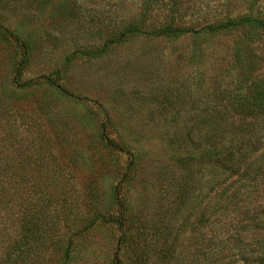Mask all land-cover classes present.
<instances>
[{"label":"rangeland","instance_id":"rangeland-1","mask_svg":"<svg viewBox=\"0 0 264 264\" xmlns=\"http://www.w3.org/2000/svg\"><path fill=\"white\" fill-rule=\"evenodd\" d=\"M246 15L264 0H0V138L21 145L5 174L21 221L29 195L47 222L40 264L68 241L66 264H264V173L219 167L196 132L264 96V28L149 35Z\"/></svg>","mask_w":264,"mask_h":264},{"label":"trees","instance_id":"trees-1","mask_svg":"<svg viewBox=\"0 0 264 264\" xmlns=\"http://www.w3.org/2000/svg\"><path fill=\"white\" fill-rule=\"evenodd\" d=\"M264 28V20L252 17L250 15L240 16L236 18H227L225 20H217L200 27L199 29L185 28L184 26L176 27L171 22L164 24L160 28H156L149 32L151 36H182L184 34L199 35L202 33H224L229 31H244L245 29ZM140 28L131 26L123 33H121L116 41L125 39L130 35H138ZM148 34V33H146ZM13 37V36H12ZM15 39V38H14ZM14 45L21 49V56L25 57L27 48L17 40H14ZM19 74V71L16 75ZM48 85L54 86L60 91H64L60 86H56L49 78L46 79ZM39 81H26L23 83L18 82L16 79L13 85L17 89H27L35 85ZM257 89L256 91H260ZM251 96V97H250ZM247 96L244 102L236 103L237 110L231 113H219L213 115L210 119L214 125L206 129H197L201 141L202 138H207V147L217 155L215 164L224 170L235 169L238 174H249L257 177L259 173H264V150H259L264 147V125L262 127L255 126L259 124L260 118L264 120V96L261 92ZM262 110V111H261ZM231 121V127L222 125V122ZM234 126V127H233ZM260 126V125H259ZM257 127L258 129H256ZM102 137L111 145L109 138L105 133V126H102ZM1 145H5V149ZM21 145L13 142L12 136L8 138H0V224L4 225L6 229L3 231L6 234L3 236V244L0 247V264H40V258L45 252L49 253L51 249L50 243L46 239V227L44 226L45 220L40 221L36 217L41 209L30 203L29 195L24 199L27 201L24 209V216L22 221L18 216V203L19 198L16 192V176H9L5 174L6 169L14 168L17 165V156L20 154ZM22 153L26 157H30L32 152L26 148ZM3 149V150H2ZM259 152V153H258ZM259 154V156H257ZM256 158L251 160L253 157ZM259 158V159H258ZM24 163H21L23 169L28 171L31 158H26ZM260 160V161H259ZM256 161H259V163ZM30 171V169H29ZM30 180V179H27ZM117 195V194H116ZM121 208V207H120ZM119 208V210H120ZM121 216V215H120ZM96 220L83 226L84 231L93 225ZM105 221H110L117 226H122L121 222L114 220V218H106ZM62 264H66L71 255V242L68 241L65 247L61 250ZM119 250L116 258L113 259V264H124L123 260L118 257Z\"/></svg>","mask_w":264,"mask_h":264}]
</instances>
